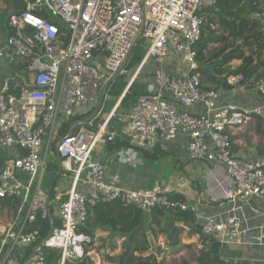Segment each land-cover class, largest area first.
<instances>
[{
    "label": "built area",
    "instance_id": "1",
    "mask_svg": "<svg viewBox=\"0 0 264 264\" xmlns=\"http://www.w3.org/2000/svg\"><path fill=\"white\" fill-rule=\"evenodd\" d=\"M20 2L23 10L9 16L10 34L0 43V71L21 65V74L27 73L0 82V147L7 155L0 167V264H48L47 249L59 253L56 264L90 258L95 239L83 230L101 204L118 202L149 213L191 209L169 186L128 188L118 175L106 176L96 152L121 137L110 130L112 121L127 125L131 147L116 154L124 164L140 163L136 150H166L182 135L188 160L204 165V194L228 208L224 216L198 217L202 235L221 247L264 248V226L251 227L243 215L244 205H256L264 216V155H236L231 140L254 117L264 120V74L255 82L261 102L244 108L221 104L197 73L203 14L217 0ZM254 18L262 21L264 37V14ZM142 38L149 45L129 69ZM176 58L184 66L175 60L170 67L179 71H169ZM119 78L130 79L124 94L136 82L145 86L128 115L120 113L118 102L96 130L93 118L81 119L59 134L67 119L84 115L90 100ZM222 78L231 89L247 84L242 74ZM100 112L97 108L94 116ZM37 219L48 227L43 236L38 226L32 228Z\"/></svg>",
    "mask_w": 264,
    "mask_h": 264
},
{
    "label": "trees",
    "instance_id": "2",
    "mask_svg": "<svg viewBox=\"0 0 264 264\" xmlns=\"http://www.w3.org/2000/svg\"><path fill=\"white\" fill-rule=\"evenodd\" d=\"M16 3L18 7L16 14H19L22 12L23 6L19 2ZM257 14H264V0H217L216 5L203 14L204 22L201 39L195 46L196 62L218 59L225 51L229 50L232 60L240 61L241 65L234 71H228L226 74H242L246 80L251 77L258 79L262 76L264 74V37L261 32L262 21L254 18ZM57 25L59 24L57 23ZM209 43L216 44L217 49L210 56H207L209 53ZM226 44L228 45L226 46ZM141 51L140 45L137 49H133L129 69H133L139 64L143 57ZM127 84V79L119 78L115 80L109 86V95H114L116 98L119 97L127 87ZM143 87L145 88V86ZM144 92L145 89L143 91L139 90L133 84L123 95L120 106L126 107L131 104L134 105L137 98ZM107 112L102 115L100 122ZM82 117H76L73 120L67 119L62 124L59 134L61 136L67 134L71 123L75 120H81ZM252 122L255 124V128H253L255 135L259 137L260 141L256 146V150L258 154L264 155V143H262L264 139V120L254 117ZM231 140L233 142V138ZM118 143H120L118 140H114L108 146L115 145L116 152H118L120 150ZM6 158V153L2 152L0 155V167ZM181 196V193H177L176 199L182 200ZM151 213L164 219L166 223L172 224V222H179L190 226L193 234L199 235L202 241L208 243L205 248L197 251V257L194 262L190 263L184 257H181L178 260L179 264H232V262L225 261L221 258V246L217 241L202 235V226L198 223L194 211L173 209L168 212L157 210ZM155 219L153 221H156ZM149 220L146 211H139L118 202L101 204L91 210L90 216L87 219L86 228L83 232L94 237L97 231L105 229L109 233L117 234L118 237L125 240V244L123 245L124 253L118 257L107 256V264H168L167 261L159 263L156 261V258L152 262L151 260L145 259L152 256L155 257L153 254L145 257L142 256L143 253L149 250L147 233L151 232L155 240L158 238V234L154 229H147ZM36 226H38L41 232L40 235L43 236L48 228L46 222H40L37 219L32 228ZM177 233L173 230L171 237L176 236ZM46 254L48 264H56L59 253L56 250L47 249ZM170 254L167 253L164 256L167 257ZM134 255H137V257L141 256V258H135ZM71 264L93 263L89 257H84ZM238 264L251 263L244 261ZM255 264H264V262Z\"/></svg>",
    "mask_w": 264,
    "mask_h": 264
},
{
    "label": "crops",
    "instance_id": "3",
    "mask_svg": "<svg viewBox=\"0 0 264 264\" xmlns=\"http://www.w3.org/2000/svg\"><path fill=\"white\" fill-rule=\"evenodd\" d=\"M16 2H19V4H21L20 0H0V43H3L5 38L10 34V29L7 26V18L13 14H16L17 8H18ZM2 20L5 21L4 24L2 23ZM52 20L55 23L57 22L59 25H61V23L58 20H56V19H52ZM227 45L228 44H226V46ZM140 47L143 50V46L140 45ZM216 49H217L216 44L209 43L208 44V52L209 53L207 54V56H210ZM144 53H143V55H144ZM228 55L231 56L229 54V50L225 51L223 53V55L218 59H214L211 61L201 60L205 63L204 64L205 67H201V64H200L201 61L196 62L197 73L200 76V81H201L202 87L204 89H207V90L217 91V93L219 95V101L221 104L235 103V104L239 105L240 107H244V108H252V107L257 106L261 102V97L255 90V82L259 78L258 79L256 77L248 78L247 84L244 87L238 88V89H231L224 84V81L222 78L223 75H225L228 71H234L235 69H237L241 65L240 61L232 60V61H235L234 64L232 63V66H235V67H228V65H226L227 60L225 61V59L227 58ZM228 60H229V58H228ZM221 61H222V65L217 66V68H214L213 72L211 71V69H209L210 63H213V62H220L221 63ZM175 64H178V63L173 62V61L170 62L167 65L168 70L172 71V72H178L179 71V70H177L178 68L170 67L171 65H175ZM149 70L153 71L154 67L153 66L149 67ZM21 71H22L21 65H17V66H15V65H4L0 71V82L2 81V79L4 77L10 76L12 73L13 74L16 73L19 76L22 75V76L26 77L27 73L21 74ZM147 72H148V70L146 71V73ZM145 93H146V91L143 94H145ZM106 95L109 96V87H107L106 90L101 89L100 95H99V97H97V98H100L99 103H101V104L97 105L95 110L93 109L92 106L88 105V107L85 110L84 116L83 115H82L83 117L81 116L83 119V122H84V120L88 121L91 118L94 119L93 130H96L98 125L102 124L103 120L100 122V118L102 117V114L107 112V111L112 110L114 108V106L116 105V103L119 102L120 113H123L126 115H128L131 108L134 106L132 104L129 106H126V107L120 106L124 92L119 97L116 98V100L113 102V104L111 106H109V103H108L109 98H106L107 97ZM105 100H106V106L104 105ZM97 108H101L102 112L100 115L95 117L94 114H95ZM190 110H192V108ZM126 127H127L126 123H119L116 121H112L110 123V130L119 131L121 134V137L115 138V140H118V142H120V143H118V145L120 146V148H119L120 150L131 147L129 139L126 135ZM254 127H255V124H254V122L251 121L250 123H248V125L244 126L240 130L235 132L234 135H232L233 151L236 155H239V156H241L243 158H247V159H254L258 156H261L260 154H258V151L256 150V146L260 141H259V137H257L256 135L255 136L258 138V140L254 139V135L252 133V131L254 132V130H253ZM262 143H264V139L262 140ZM136 152H137V158L140 160L139 164H132L131 165V164L120 163L117 159V156H116L117 152L115 149V145L107 146L104 149H98L96 152V158L101 160L104 163V165L106 166V176L107 177L118 175L121 178L122 185L127 186L128 188L150 189L155 184H158L161 186H169L171 188H174L177 191V193L182 194V196H181L182 200L181 201H184V202H187L185 195H189L190 193H194V195L190 196V202L193 203V205H192L193 207L190 206V208H191L190 210L194 211L196 219L201 226H202V222L198 218L200 216H212V215L224 216L227 214L228 208L226 205L221 206V205H217L215 203H211L210 199L207 198L206 195L204 194L205 183L207 182V180L205 179L204 165L203 164H195V163H192L191 161L188 160L187 152L185 149V139L182 135H180L175 142L170 143L166 150H164L160 147H155V149H153L151 151L150 150H145V151L144 150H136ZM141 155L146 157V158H150V159L161 158L162 156L164 157L165 155L175 156L177 158V160L180 163H182V166H184L183 168H180L178 170L177 174L183 173L182 175L184 177L183 178L181 177L182 178L181 180H179V178L177 177L167 184V183L161 182L159 180H151V179L146 180V179H141V178H137V177L132 176L131 173L128 172V171H130L131 168L135 169L137 167H140V166L142 167L144 165V161L140 157ZM68 186L69 185H64L63 189L64 190L68 189ZM47 188H48V183L45 185L44 189L47 190ZM49 192H50V190H49ZM198 200L202 201L201 205L197 204ZM149 214L153 217L158 218V216L154 215L153 213H149ZM243 215L248 220L249 225L251 227H256V226H260V225L264 226V216H262L258 212V206L252 205L250 208L249 206L244 205ZM166 224L167 225H165L163 231H165V234L167 235V237L169 236L170 238H172L171 236H172L173 230H174L178 233H181L182 236L186 237L185 240L190 241L191 242L190 245L194 244L198 240L200 241V243H202V244L204 243L205 246L208 245L206 242L201 240L199 235L192 233L190 226L183 224V223H179V222H172V224H169V223H166ZM178 233H177V235H178ZM149 234H151L152 238L155 240L152 233H149ZM176 236H174L173 238H175ZM96 237H97L96 235L93 237L95 239L93 247H95V242H96V239L98 238V237L97 238ZM169 237H168V239H169ZM155 241H158V238ZM156 245L160 246L162 248V246L159 245L158 242H156ZM227 247H221L220 256H221V258H222V256L226 257L228 262L237 261L238 263H242L244 261H248L251 264H255L256 262H258V263L264 262V248H262V247H251L249 249H243L240 246H234V247H239L242 250V253L237 252V251H233L232 252L233 255L230 252L228 253ZM230 247H232V246H230ZM114 248H115L114 246H111V249L114 250ZM147 252H150V245H149V250ZM149 254L152 255L153 253L150 252ZM227 254H229V255H227ZM145 256H143V257H145ZM162 257H163V255H161L159 257L157 256V258H162ZM94 261L95 260L93 259V262Z\"/></svg>",
    "mask_w": 264,
    "mask_h": 264
},
{
    "label": "rangeland",
    "instance_id": "4",
    "mask_svg": "<svg viewBox=\"0 0 264 264\" xmlns=\"http://www.w3.org/2000/svg\"><path fill=\"white\" fill-rule=\"evenodd\" d=\"M5 20V19H4ZM2 20V23L4 24L5 21ZM139 45L143 46V50L141 51L142 53H144L146 51L147 46L149 45V43L142 38L137 44L136 47H134L135 49L138 48ZM229 57V60H227L226 65H228V67H235L232 66V63L234 64L235 61H232V57L231 56H227ZM175 60H177L182 66H184V63L176 58L174 59L173 62H175ZM220 62H213L210 63L209 65V69H211V71L213 72L214 68H217V66H221L222 65V61ZM201 67H205V63L203 61H201ZM187 68V67H186ZM145 76V75H142ZM128 83L130 81L129 78H127ZM135 85L137 86V88L139 90H144L145 88L139 84L138 82L135 83ZM128 86V84H127ZM126 88L123 90V92H125ZM108 95V94H107ZM106 95V96H107ZM106 98L108 99V103L109 106H111L113 104V102L116 100V97H114V95H109ZM107 100V99H106ZM106 100L104 101V105L106 106ZM100 98H93L90 100L89 102V106H92L93 109L95 110L96 106L101 104L99 103ZM102 110V109H101ZM93 111V110H92ZM101 114V112H100ZM84 116V115H83ZM255 128V127H254ZM254 135V139L258 138L255 136V132H253ZM2 154V149L0 147V155ZM143 161H144V165L141 167H137L135 169L131 168L130 172L132 176L137 177V178H141V179H151V180H159L161 182L164 183H169L170 181H172L175 178H179V180H181L184 176L182 174H177L178 170L180 168H183L184 166H182V163H180L177 158L173 155H165L164 157L162 156L161 158H156V159H150V158H146L144 156H140ZM54 166L55 162H54ZM49 174L45 173L43 180H42V187L45 188V185L48 183V179H49ZM182 177V178H181ZM142 186V185H141ZM194 195V193H190L189 195H185L187 202L190 203V206L193 207V203L190 202V196ZM148 216H149V222L147 224V229L151 230L154 229L156 231V233L158 234V242L159 245L162 246V251L165 252H170L171 254L167 257L163 256L162 258H157L156 255H154L155 257H149V258H145L148 260L155 261L154 259L156 258V261L161 263L162 261H167L168 264H179L178 260L181 257H184V259L190 263L194 262L196 257H197V251L202 250L203 248H205V244L200 243V241L198 240L197 242H195L194 244L190 245V241L185 240L186 237L182 236L181 233H178V235L175 238H170L168 239L167 235L165 234L164 227L166 224L164 219L161 218H156L153 217L149 214V212H147ZM156 218V221H153V219ZM159 222V223H158ZM108 230H99L95 233V235L98 237H96V242H95V247H93V250L90 254V258L92 263L93 259L94 260H98L99 264H107L106 261V257L110 256V257H118L119 255H122L124 253V248L123 245L125 244V240L121 239L118 237L117 234H112V233H108ZM146 232V231H145ZM151 233L148 232L147 235ZM111 246H114V250L111 249ZM227 247V246H226ZM227 251L228 253L230 252L233 255V251H237L242 253V250L239 247H227ZM229 255V254H227ZM135 258H141V256L137 257V255H134ZM149 256V255H148ZM239 258V257H238ZM222 259L227 261L226 257L222 256ZM237 261H233L232 264H237Z\"/></svg>",
    "mask_w": 264,
    "mask_h": 264
},
{
    "label": "water",
    "instance_id": "5",
    "mask_svg": "<svg viewBox=\"0 0 264 264\" xmlns=\"http://www.w3.org/2000/svg\"><path fill=\"white\" fill-rule=\"evenodd\" d=\"M228 58L229 57H227L225 59V61L228 60ZM148 242H149V245H150V252L153 253V254H155L158 257L161 256V254H162V248L160 246H157L156 245V243L153 241L152 237L148 236ZM150 252H145V253L142 254V256H145V255L149 254Z\"/></svg>",
    "mask_w": 264,
    "mask_h": 264
},
{
    "label": "bare ground",
    "instance_id": "6",
    "mask_svg": "<svg viewBox=\"0 0 264 264\" xmlns=\"http://www.w3.org/2000/svg\"><path fill=\"white\" fill-rule=\"evenodd\" d=\"M148 236L152 237L151 234H148V235H147V240H148ZM152 239H153V238H152ZM153 241L155 242L154 239H153ZM155 243H156V242H155ZM168 253H170V252H168ZM165 254H167V252L162 251V254H161V255L164 256ZM148 255H150V254H148ZM148 255H146V256H148ZM94 264H99L97 259L94 261Z\"/></svg>",
    "mask_w": 264,
    "mask_h": 264
},
{
    "label": "clouds",
    "instance_id": "7",
    "mask_svg": "<svg viewBox=\"0 0 264 264\" xmlns=\"http://www.w3.org/2000/svg\"><path fill=\"white\" fill-rule=\"evenodd\" d=\"M155 255V254H154Z\"/></svg>",
    "mask_w": 264,
    "mask_h": 264
}]
</instances>
